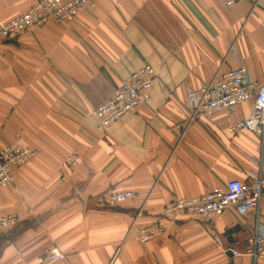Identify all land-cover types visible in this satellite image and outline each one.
Masks as SVG:
<instances>
[{
	"label": "crops",
	"instance_id": "1",
	"mask_svg": "<svg viewBox=\"0 0 264 264\" xmlns=\"http://www.w3.org/2000/svg\"><path fill=\"white\" fill-rule=\"evenodd\" d=\"M36 1L0 0V24ZM90 1L66 23L0 37V148L18 141L37 149L0 188V216L18 217L0 233V264H254L244 243L257 221L251 209L179 215L143 243L133 230L163 218L172 198L264 174L259 138L229 131L250 100L190 123L186 106L188 90L216 70L243 64L264 82V0ZM144 63L154 69L148 100L99 131L93 109ZM71 153L77 164L63 177ZM116 190L136 197L102 203ZM258 218L264 226V188ZM235 225L230 243L225 231ZM52 247L65 258L45 261Z\"/></svg>",
	"mask_w": 264,
	"mask_h": 264
},
{
	"label": "built area",
	"instance_id": "2",
	"mask_svg": "<svg viewBox=\"0 0 264 264\" xmlns=\"http://www.w3.org/2000/svg\"><path fill=\"white\" fill-rule=\"evenodd\" d=\"M224 5H233L238 0H220ZM94 5L90 0H37L20 16L0 24V37L13 39L21 32L42 25L49 20L66 23L81 11ZM264 23V22H263ZM154 69L144 63L129 73L115 88L112 96L97 105L92 113L97 119L99 131H105L109 125L123 114L133 110L149 98L153 84ZM250 100V113L229 125V131L246 129L259 138L264 145V82L251 78L245 65L229 68L220 72L216 70L207 83L190 88L186 96L188 109L187 123L195 120L209 121L216 112H232L240 102ZM37 153V149L20 144L18 141L0 148V188L14 182V169L24 165ZM77 164L76 153L65 159L60 169L64 177L67 168ZM264 188V174L261 170L250 173V179L228 180L223 186L214 187L206 193L194 197H175L166 201L162 207L163 218H156L149 225L133 230V236L140 242L164 235L167 230L166 221H172L179 215L207 220L222 213L229 207H236L240 214L251 209L257 216L252 234L245 239V254L252 258L254 264H264V226L258 221L260 202ZM136 197L134 191H111L102 197V203L114 206ZM18 221L13 214L0 216V233L9 230ZM131 230V227L129 228ZM230 249V248H229ZM228 249V250H229ZM238 255L239 253L233 252ZM65 256L56 248L48 250L45 261L63 260Z\"/></svg>",
	"mask_w": 264,
	"mask_h": 264
},
{
	"label": "water",
	"instance_id": "3",
	"mask_svg": "<svg viewBox=\"0 0 264 264\" xmlns=\"http://www.w3.org/2000/svg\"><path fill=\"white\" fill-rule=\"evenodd\" d=\"M240 229V226L239 225H235L234 227H231V228H228V229H226V231H225V234L227 235V239H228V241L230 242V243H232L233 242V237H232V232L233 231H237V230H239ZM227 254H228V256H232L233 255V253H232V251L229 249L228 251H227Z\"/></svg>",
	"mask_w": 264,
	"mask_h": 264
}]
</instances>
